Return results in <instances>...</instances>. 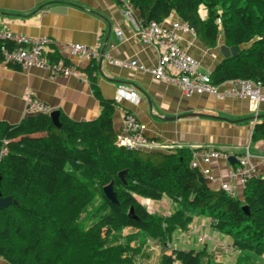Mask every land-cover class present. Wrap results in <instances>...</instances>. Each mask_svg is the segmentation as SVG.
I'll return each mask as SVG.
<instances>
[{
    "label": "trees",
    "instance_id": "1",
    "mask_svg": "<svg viewBox=\"0 0 264 264\" xmlns=\"http://www.w3.org/2000/svg\"><path fill=\"white\" fill-rule=\"evenodd\" d=\"M125 1L137 13L138 25L176 15L209 46L221 33L237 53L220 61L210 74L212 84L264 83V0ZM18 46L0 39V63L2 49ZM96 69L91 60L85 70L101 107L96 119L60 115L57 127L49 114L34 113L16 124L0 121V193L10 200L0 210V259L10 264H138L139 250L129 246L132 237L121 240L122 229L146 233L165 247L196 216L211 219V228L227 236L231 246L264 255V177L252 175L241 197L230 196L190 166L188 149L148 152L118 145L112 119L117 102L97 91ZM260 139L263 123L252 131V140ZM122 170L125 183L118 178ZM110 182L117 204L103 193ZM164 197L174 203L169 216L151 212L139 200ZM211 257L205 247L177 248L169 255L162 252L158 264H211Z\"/></svg>",
    "mask_w": 264,
    "mask_h": 264
},
{
    "label": "crops",
    "instance_id": "2",
    "mask_svg": "<svg viewBox=\"0 0 264 264\" xmlns=\"http://www.w3.org/2000/svg\"><path fill=\"white\" fill-rule=\"evenodd\" d=\"M125 5L128 6L125 0H0L1 33L48 38L53 44L47 48L45 55L57 57L77 69L75 75L50 76L42 68L19 69L0 63V121L16 124L27 116L23 100L27 91L47 104L51 112L58 111L59 116L73 121L96 119L101 107L85 73L90 60L85 56H70L64 46L79 43L96 48L99 53L104 46L100 69L99 58L94 61L97 66L96 88L101 97L115 100L119 83L132 86L139 94L137 102H117L112 119L118 139L122 138V117L129 112L143 124L144 135L156 140L162 147L149 151L167 153L176 149H213L223 152L226 158L212 159L208 164L198 159L199 169H209L213 178L208 181L210 186L218 188L221 183H228L235 195L241 197L242 182L239 178L229 179L228 173L238 165L241 156L248 155L254 175L264 177V140H252L254 125L264 124V101L253 105L248 98L234 96L219 98L209 94H192L185 97L171 79H156L146 71L122 66L120 63L136 61L137 65L149 69L155 68L158 62L157 50L138 38L135 27L137 13L128 6L133 21L122 13ZM55 6L64 9L52 12L51 8ZM173 22H180L176 15H171L161 24L169 26ZM116 30L121 31L120 36ZM176 34L179 47L198 62V71L204 74L210 75L230 50L224 44L221 33L214 46L206 45L195 31L177 30ZM231 85V82L220 84L218 90L224 91ZM261 93L264 95V86ZM190 113L202 115L168 119ZM230 156L237 163H230ZM146 202L147 205H143L155 212H159V208L168 212L174 207V203L165 197ZM210 223L211 219L196 216L189 224L188 232L194 237L206 232L211 235ZM216 239L219 240H215L219 242L217 245L222 247L227 246L225 243L229 241L227 236L220 234ZM224 254L228 258L232 255L229 251ZM241 255L246 254L240 253L236 261ZM0 264L10 263L0 259Z\"/></svg>",
    "mask_w": 264,
    "mask_h": 264
},
{
    "label": "built area",
    "instance_id": "3",
    "mask_svg": "<svg viewBox=\"0 0 264 264\" xmlns=\"http://www.w3.org/2000/svg\"><path fill=\"white\" fill-rule=\"evenodd\" d=\"M122 13L128 15L133 21L131 9L127 5L124 6ZM135 27L139 40L143 44L153 46L157 50V66L148 69L137 65L136 61L120 63L122 66L146 71L156 79H171L177 84L185 97H189L192 94H209L219 98L234 96L248 98L253 105H258L264 101V95L261 93V88L264 86L262 82L251 79H238L231 81V87L224 91H219L218 86L212 84L209 74L199 72L198 62L181 49L178 44L177 30L194 33V30L187 24L173 22L169 26H163L161 23L150 22L145 26L136 23ZM116 34L120 36L121 31L116 30ZM0 39L11 40L20 44V46L10 51L2 49L5 64L18 65L25 69L31 67L42 68L50 76L77 74V69L73 65L66 64L62 60H50L45 55L47 48L53 44L48 38H29L9 32H0ZM64 48L68 50L72 57L85 56L90 61H96L100 56L98 49L84 44L71 43L66 44ZM166 73H169V75ZM23 100L28 114H49L51 112L47 104L36 98L29 91L25 92ZM120 100L137 102L139 94L132 86L119 83L116 86L115 101L119 102ZM121 132L122 138L118 139L117 137V144L128 149L149 151L162 148L159 142L144 135L143 124L132 113H124ZM5 152L6 150L3 148L1 155L5 154ZM191 152L190 166L197 168H199L198 159H200L201 163L208 164L212 159L227 157L225 153L213 149L193 150ZM200 171L207 181H212L213 178L209 169L203 168ZM252 175H254V169L250 164L248 155L241 156L238 160V165L228 173L229 179L239 178L242 184ZM218 188L224 190L230 196H235L233 188L228 183H221ZM206 238H208L206 234L202 235L203 240Z\"/></svg>",
    "mask_w": 264,
    "mask_h": 264
},
{
    "label": "rangeland",
    "instance_id": "4",
    "mask_svg": "<svg viewBox=\"0 0 264 264\" xmlns=\"http://www.w3.org/2000/svg\"><path fill=\"white\" fill-rule=\"evenodd\" d=\"M142 204L147 205L146 200L147 199H139ZM159 210L162 212L160 213L156 211V213H159L163 216H169L170 211L163 210L162 208H159ZM153 210H151L152 212ZM155 212V211H153ZM211 225V223H210ZM211 228V226H210ZM189 226H187V230H179L178 233L175 236L171 237L170 239L166 240L165 247L162 245L160 241L155 240L150 235L146 233L139 232L137 230H134L132 228H124L122 229L120 235L121 240L124 241V238H130L132 237L131 241L129 242V246L134 250H139L138 255L135 257V262L138 264H158L159 259L161 257L162 252H164L166 255H169L173 249H177L179 247L182 248H207L208 252L211 253V264H227L228 261L229 264H264V256L256 254L254 251L249 250H239L236 247H233L230 244V240L228 243H225L227 246L223 245H217L219 241L216 239V236L219 235L217 231L213 230L212 228V234H206L203 233L202 235L206 234L208 238L202 239L201 234H195L196 236L190 232ZM192 230V229H191ZM104 235V232L102 233V236ZM183 236V237H182ZM210 236V237H209ZM207 241L209 243H207ZM189 242V243H188ZM207 243V244H205ZM224 243V242H223ZM164 250V251H163ZM231 252V257H226L224 253ZM240 253L246 254L241 255L240 258L236 261L238 258V255ZM246 256V258H244ZM236 258V259H235ZM235 259V260H234Z\"/></svg>",
    "mask_w": 264,
    "mask_h": 264
},
{
    "label": "water",
    "instance_id": "5",
    "mask_svg": "<svg viewBox=\"0 0 264 264\" xmlns=\"http://www.w3.org/2000/svg\"><path fill=\"white\" fill-rule=\"evenodd\" d=\"M62 9H64L62 6H55L53 8H51V11L52 12H60V11H63ZM237 53V50L235 47H230V50L228 51V54L224 56V58H227L229 56H233V55H236ZM103 55H104V46L101 48L100 50V56H99V59H98V69H100V66H101V62H102V59H103ZM101 74V73H100ZM102 76V75H101ZM201 116L202 114H193V113H190V114H183V115H180V116H176V117H173V118H168V119H171V120H176V119H179V118H182V117H190V116ZM49 117L51 118L53 124L57 127H59V121H58V118H59V112L58 111H53V112H50L49 113ZM233 160V161H232ZM228 161H230V163H237L236 160H234V158L232 156L228 157ZM125 174H126V170H122L118 173V178L120 179L121 182L125 183ZM103 193L105 195V197L113 204H117V199H116V193L114 192L113 190V183L110 182L109 184H107L106 186L103 187ZM8 203H10V200L7 198V199H2L1 198V193H0V210H2ZM242 210L247 213V207L246 206H243L242 207ZM130 212H131V209H130Z\"/></svg>",
    "mask_w": 264,
    "mask_h": 264
}]
</instances>
